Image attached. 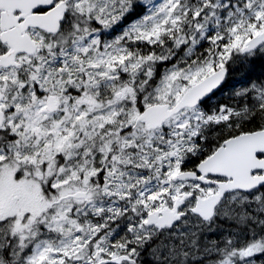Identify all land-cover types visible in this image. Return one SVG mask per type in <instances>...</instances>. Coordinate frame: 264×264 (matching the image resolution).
Here are the masks:
<instances>
[{
	"label": "snow or ice",
	"instance_id": "6c2138e0",
	"mask_svg": "<svg viewBox=\"0 0 264 264\" xmlns=\"http://www.w3.org/2000/svg\"><path fill=\"white\" fill-rule=\"evenodd\" d=\"M0 264H264V0H0Z\"/></svg>",
	"mask_w": 264,
	"mask_h": 264
}]
</instances>
